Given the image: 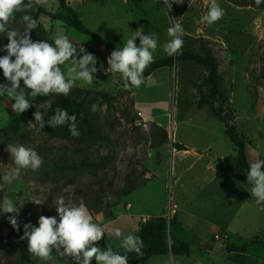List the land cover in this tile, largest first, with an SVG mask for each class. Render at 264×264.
I'll return each instance as SVG.
<instances>
[{
	"label": "rangeland",
	"instance_id": "rangeland-1",
	"mask_svg": "<svg viewBox=\"0 0 264 264\" xmlns=\"http://www.w3.org/2000/svg\"><path fill=\"white\" fill-rule=\"evenodd\" d=\"M66 1L92 31L115 43L114 50L141 26L144 35L155 34L154 61L145 71L156 69L140 87H126L120 73L103 70L114 51L109 44L86 42L82 37L90 38L65 20L40 17L31 33L33 41L54 45L55 35L61 32L77 51L83 46L95 55L98 71L91 85L77 81L67 97H32L24 89L32 107L22 114L12 110L13 97L0 96V130L9 129L0 137L4 142L0 189L5 187L0 200L5 194L13 201L18 197L46 200L43 205L26 201L19 209V232L0 223V264L64 263L53 254L49 261L24 257L17 244L25 223L38 226L41 215L59 220L54 200L61 196L75 204L83 199L94 222L106 227L108 247L119 254L125 250L120 247L124 237H138L145 223L146 235L155 233L157 218L163 216L167 257L173 264H264V211L251 194L247 173L237 165L240 145L248 167L264 160V9L250 0H215L225 14L208 24L202 17L212 0H183L171 9L164 0ZM41 6L61 17L69 15L59 0ZM32 13V7L16 11L6 27L22 32V16ZM177 22L184 29L180 52L205 55L211 50L217 62L215 75L203 63L163 51L172 39L167 30ZM4 35L0 33V48L8 43ZM136 44L140 45L139 38ZM6 54L0 51V56ZM70 63L61 66L66 78ZM8 83L0 69V84ZM213 83L216 96L210 90ZM210 101L223 111L225 123ZM93 104L99 105L96 112L91 111ZM40 105H50L39 109L44 113L43 128L33 115ZM58 107L76 115L78 137L71 135L67 124L56 128L47 124ZM8 144H22L43 158L38 170L22 169L10 185L2 179L15 167L6 151ZM13 215L0 213V218ZM149 222H153L151 229ZM117 229L120 237L115 235ZM218 234L226 242L220 243ZM174 239L189 246V256L173 255ZM153 243L159 246L158 237ZM245 243L246 251L232 250Z\"/></svg>",
	"mask_w": 264,
	"mask_h": 264
},
{
	"label": "clouds",
	"instance_id": "clouds-1",
	"mask_svg": "<svg viewBox=\"0 0 264 264\" xmlns=\"http://www.w3.org/2000/svg\"><path fill=\"white\" fill-rule=\"evenodd\" d=\"M40 5L47 4L48 0H36ZM264 0H255L259 6ZM182 4L183 0H164V4L171 9L173 4ZM31 7V0L28 5H24L23 0H0V33H6L8 43L0 48L7 54L0 56V69L8 84H0V96L7 93L13 97L15 103L11 105L15 113L26 112L32 103L26 99L24 89L30 90L32 97L39 95L48 96L50 94L64 95L67 97L77 81L91 85L97 73V58L94 54L87 52L81 46L79 51L70 39L57 32L54 37V45L45 40L33 41L31 33L38 26V22L31 15L22 16L24 25L23 31L8 29L6 26L14 18L16 11H21ZM224 9L212 0L211 6L202 21L213 24L223 18ZM168 35L172 38L163 46V51L168 56L177 55L183 47L184 29L180 23L168 28ZM144 28L141 26L134 31L131 38L117 50H114L107 59L108 68L103 69L105 74L120 73L125 81V86L129 84L140 87L144 83L143 73L145 69L154 61L153 52L157 49L158 42L155 34L144 35ZM139 38L140 45L136 40ZM82 54V56H81ZM14 58V59H13ZM67 78L61 66L67 62ZM23 81L24 87H21ZM50 105H40L33 114L35 121L39 122L41 128L45 126L44 113L39 109H47ZM98 104L91 106V111L96 112ZM76 115L69 116L66 109L56 108L55 114L47 121L52 128L68 125L73 137L79 136L76 124ZM6 151L11 154L15 167L10 168L2 177L4 184L10 185L18 179L22 169L38 170L43 163V158L36 150L28 148L22 144H8ZM129 151H131L129 149ZM247 181L252 185L251 194L255 197L256 204L260 211H264V160H256L249 166ZM18 200V203H17ZM26 201L37 205H43L46 200L17 198L15 201L7 194L0 200V213H15L9 216V223L19 232L18 223L19 209L24 207ZM59 220L57 217L41 215L38 219V226L30 222L24 224V235L22 240L28 241V252L38 257L42 261H49L52 252L55 250L61 257H69L75 264H92L93 259L96 264H128V257L114 252L112 248L101 250L97 246L104 234L105 228L94 222L93 216L87 205L80 200L79 204L71 200L66 201L64 197L54 200ZM115 235H122L119 229L115 230ZM142 240L132 234L127 235L121 242L120 247L128 252H141Z\"/></svg>",
	"mask_w": 264,
	"mask_h": 264
},
{
	"label": "trees",
	"instance_id": "trees-1",
	"mask_svg": "<svg viewBox=\"0 0 264 264\" xmlns=\"http://www.w3.org/2000/svg\"><path fill=\"white\" fill-rule=\"evenodd\" d=\"M59 1L61 3L62 7L66 11H68L69 15L61 17L60 15H58L52 11L47 10L46 8H44L43 6H41L40 4H38L34 0V1H31V7H32V11H33L32 17L34 19H36L37 21L40 19V17L42 15H46V16L52 18L53 20H58V19L65 20L67 23H69L71 25V27L75 28L78 32H80L82 34L89 35L100 43H107L111 47V50H114L115 43H113L112 41H110L107 38L100 36L99 34L95 33L94 31H92L82 21L79 14L75 11V9L73 7H71L67 3L66 0H59ZM250 2L252 5H254L260 9H264V2H262L259 6L256 5L255 0H250ZM69 16H72V19H70ZM178 57L179 58L186 57V58L195 60L199 63H203L211 69V71L213 72V75L216 74V67H217L216 58L214 57L211 50H209V49H207L205 55H201V54L195 53L193 51H190L187 53L186 56H183V53L180 52L178 54ZM154 69H156V68L151 67L150 69L145 71L143 73V79L145 77H147L148 75H150L154 71ZM210 90L216 96L217 84L213 83L210 86ZM209 105L214 109L215 115L217 116V118L221 122L225 123L226 120L223 116V111L221 109L217 108V106L215 105V103L213 101H210ZM8 131H9L8 128H2L0 130V137L4 133H7ZM3 145H4V142L0 141V147H2ZM177 146L179 147V149H185V146L182 144H178ZM237 165L239 167H243L245 172L248 174L250 169H249L248 164H247V160H246V156H245V152H244V145H240L239 161H238ZM4 188L5 187L3 186L0 190L2 191ZM157 219H158V224H157V226H154L155 230H156L155 233H151V235H146L147 230L144 231V226L147 225V223L144 224V226L141 230L142 233L141 232L139 233L138 237L143 242L142 246H141V252L140 253H136L135 251H132V252H128V251L122 252L121 251V253H120L121 255H126L128 257V264H135L137 262L145 261L149 257H151L152 255H161V254H167L168 253L169 248H168V240H167V220L163 216L158 217ZM4 222L10 224L9 220L6 217H1L0 223H4ZM149 224L150 225H149L148 229L153 228V222H149ZM156 237H158V240H159V246L158 247H154V243H153V240ZM17 244L20 246V249L22 250L24 257H29L31 255L28 252V243L26 241L20 240L17 242ZM247 246H248V244L245 243L239 247H232V250L244 252V251H246ZM171 251H172L173 255H180V256H189L190 255L189 246H186V245L180 243L179 241H177L175 239L173 240V242L171 244ZM52 254L62 261L67 262L70 259L69 257H61L59 255V253H57L55 250H53Z\"/></svg>",
	"mask_w": 264,
	"mask_h": 264
},
{
	"label": "crops",
	"instance_id": "crops-1",
	"mask_svg": "<svg viewBox=\"0 0 264 264\" xmlns=\"http://www.w3.org/2000/svg\"><path fill=\"white\" fill-rule=\"evenodd\" d=\"M78 33L82 34L80 32H78ZM83 35L90 38V39H86V38L82 37V39L86 42H89L92 44L100 43L89 35L82 34V36ZM100 44L105 45L104 43H100ZM139 220L141 221V219H139ZM96 223H98L100 226H102L100 222L96 221ZM104 228H105V234H104L103 238L101 239V240H103V242H100L99 244H97V246L100 247L101 250H107V248H108V233H107L106 227H104ZM124 251H126V250H124ZM62 262H64L62 264H75V261L72 260L71 258L67 262L66 261H62ZM36 264H39V263H36ZM92 264H96V261L94 259L92 261ZM135 264H173V263H172L171 258L167 257V254H161V255H153V256L149 257L147 260L137 262ZM177 264H182V263L178 262Z\"/></svg>",
	"mask_w": 264,
	"mask_h": 264
},
{
	"label": "built area",
	"instance_id": "built-area-1",
	"mask_svg": "<svg viewBox=\"0 0 264 264\" xmlns=\"http://www.w3.org/2000/svg\"><path fill=\"white\" fill-rule=\"evenodd\" d=\"M216 238H217V240H218L220 243H224V242H226V239L223 237L222 234H218V235L216 236Z\"/></svg>",
	"mask_w": 264,
	"mask_h": 264
},
{
	"label": "water",
	"instance_id": "water-1",
	"mask_svg": "<svg viewBox=\"0 0 264 264\" xmlns=\"http://www.w3.org/2000/svg\"><path fill=\"white\" fill-rule=\"evenodd\" d=\"M32 1V0H31ZM23 3L24 4H29L30 3V0H23Z\"/></svg>",
	"mask_w": 264,
	"mask_h": 264
}]
</instances>
